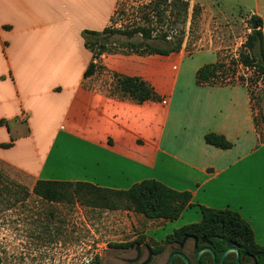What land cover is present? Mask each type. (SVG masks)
<instances>
[{"label": "crops", "instance_id": "0c3cea01", "mask_svg": "<svg viewBox=\"0 0 264 264\" xmlns=\"http://www.w3.org/2000/svg\"><path fill=\"white\" fill-rule=\"evenodd\" d=\"M118 2L0 0V163L30 190L37 181L126 190L154 179L190 193L194 207L176 220L189 215L184 226L200 221L197 206L228 209L264 247V142L247 88L194 82L219 47L208 39L190 55L182 44L168 56L102 57L113 73L148 83L160 102L119 99L84 78L91 54L82 33L107 27ZM240 2L262 21L264 51V0ZM208 133L232 147L206 144Z\"/></svg>", "mask_w": 264, "mask_h": 264}, {"label": "rangeland", "instance_id": "374dc122", "mask_svg": "<svg viewBox=\"0 0 264 264\" xmlns=\"http://www.w3.org/2000/svg\"><path fill=\"white\" fill-rule=\"evenodd\" d=\"M153 1L119 0L108 27L132 30L147 25L154 29V36L166 32L174 36L180 28L179 23L170 30L166 23L158 22L151 6ZM186 1L190 5L189 16L194 5L200 12L192 25L188 19L183 40L185 52L192 54L210 39L219 47L217 60L227 69L226 78L233 81L242 78L244 83L255 85L251 86L250 105L254 109L255 129L264 137V86L256 82L253 70L238 64V54L244 51L243 44L250 33L247 4L240 0ZM144 14L150 17L149 24L144 22ZM98 40L117 53L94 57L98 46L90 51L95 66L90 77L99 79L106 93L112 92L113 71L104 66L102 57L134 55L124 53L120 46L128 41L138 42L140 37L135 35L127 39L122 34H114L100 36ZM91 204L86 190L72 187L64 188L60 201H45L15 180L0 163L1 264H139L146 258L147 248L153 253L149 264H168L170 254L176 249L175 243L179 242H171L170 236L191 221L189 215L173 222L148 220L133 211L120 208L109 211ZM189 244L186 251L192 252ZM136 245H140V261L126 263V259L135 257ZM187 258L194 264L193 256ZM174 264L183 262L176 258Z\"/></svg>", "mask_w": 264, "mask_h": 264}, {"label": "trees", "instance_id": "16d2710c", "mask_svg": "<svg viewBox=\"0 0 264 264\" xmlns=\"http://www.w3.org/2000/svg\"><path fill=\"white\" fill-rule=\"evenodd\" d=\"M151 6L157 21L166 23L168 29L171 30L176 23H179L180 28L174 36L169 35V32L154 36L152 34L154 29L147 25L137 26L132 30H118L107 26L99 32L84 31L82 38L85 48L92 51L98 46L94 57H98L103 53H117L110 50L105 42H100L98 37L122 34L127 39H131L135 35L140 37L138 42L128 41L121 44L120 47L123 48V52L126 54L168 56L172 53H178L183 44L188 19L189 24L192 25L199 15V7L196 5L192 6L189 16L190 5L186 0H154ZM142 18L145 23H150V17L147 14H144ZM247 23L250 33L243 44L244 51L238 54V64L253 70L257 75L256 82L260 81L264 86L262 21L258 17L250 16L247 19ZM94 68V61H91L83 73L84 78L92 76ZM227 75V69L224 64L217 60L215 63L201 66L195 72L194 82L197 86L225 85L238 82L246 86L249 99L252 101L251 86L255 85L244 83L242 78L239 81H233L231 78L227 79ZM112 77L114 88L112 92H108L111 96L127 99L136 104H142L147 101H163L154 89L140 78L127 77L115 73L112 74ZM246 82L248 83V81ZM250 107L254 127L256 128L254 109L251 105ZM257 134L259 142H264V137H261L259 133ZM204 142L219 149H230L232 147V144L223 136L214 133L206 134ZM66 187H72L75 190L80 188L86 190L91 198V205L94 207L104 208L109 211L118 210L119 208L133 211L148 220L173 222L180 217L186 208L194 207L190 202L191 195L189 192L173 190L154 179L142 180L131 185L126 190L100 188L85 182L37 181L31 193L45 201L58 202L62 191ZM197 208L201 215L200 221L176 229L170 236L171 238H169L171 242L180 241L187 234L199 236V232L201 236H204L212 243L211 249L216 254L224 251L226 242L234 241L239 245V251L263 255L254 257H256L257 264H264V247L255 243L251 227L238 213L228 209L217 210L204 206H197ZM219 258L220 256H216V264H219ZM207 261L211 262V256L201 257V264H205ZM223 264H235L234 256H227Z\"/></svg>", "mask_w": 264, "mask_h": 264}, {"label": "flooded vegetation", "instance_id": "af4514ba", "mask_svg": "<svg viewBox=\"0 0 264 264\" xmlns=\"http://www.w3.org/2000/svg\"><path fill=\"white\" fill-rule=\"evenodd\" d=\"M198 234H199V236H197V235H195V234H187V235H184L182 238H181V240L179 241V242H177V243H175V245H176V249L172 252V253H174V252H180V254L182 255V256H185L186 258H187V256H193V262H194V264H196V261H195V256H200V259H199V262H200V260H201V257L202 256H213L211 253H208V252H203V253H200L199 255H197V250H199V249H202V248H204V247H210L211 248V246H212V243L208 240V239H206L204 236H201V234L198 232ZM187 236V239L185 240V242L183 243V245L182 246H180V244H181V242H182V239L184 238V237H186ZM193 238H196V240H197V243L195 244V242H194V240H193ZM202 239H205L206 241H208V242H210V244H207L206 242H203L202 241ZM229 242V241H228ZM230 242H232L233 244H232V248L234 247V246H237L238 248H239V245L236 243V242H234V241H230ZM189 243H191V249H192V252H188V251H186L187 249H189V246H190V244ZM226 245H227V242H226V244H225V248H226ZM225 250V249H224ZM171 253V254H172ZM171 254H170V256H171ZM221 254L222 253H220V254H216V253H214V256H221ZM152 255H153V253H152ZM226 257L227 256H234V260H235V256H240V258H242V261H241V263L242 264H248V262L250 263V264H257V261H256V257H254V256H263V255H260V254H256V253H250V252H245V251H239V253L237 254V253H235V252H230V253H228V254H226L225 255ZM147 257V256H146ZM225 257V258H226ZM152 258V257H151ZM176 258H178V257H175L174 258V260L176 259ZM133 259V258H132ZM140 259H141V256H140ZM140 259L137 261V262H139L140 261ZM146 259V258H145ZM144 259V260H145ZM178 259H180V258H178ZM188 259V258H187ZM126 260H129V259H126ZM181 260V259H180ZM189 260V259H188ZM225 260V259H224ZM150 261H151V259H150ZM150 261H149V263H150ZM182 261V260H181ZM136 262V263H137ZM142 262V261H141ZM140 262V263H141ZM190 262V261H189ZM224 262V261H223ZM139 263V264H140ZM148 263V264H149ZM207 263H209V264H212V258H211V262H209V261H207ZM0 264H1V258H0ZM184 264V263H183ZM191 264V263H190ZM200 264H201V262H200Z\"/></svg>", "mask_w": 264, "mask_h": 264}, {"label": "water", "instance_id": "95a60500", "mask_svg": "<svg viewBox=\"0 0 264 264\" xmlns=\"http://www.w3.org/2000/svg\"><path fill=\"white\" fill-rule=\"evenodd\" d=\"M186 239H187V236L182 239V242H181L180 246L183 245V243L185 242ZM193 240H194V242L196 244L197 243L196 238H193ZM202 241L206 242L207 244H210V242L206 241L205 239H202ZM232 244L233 243L230 242V241L227 242L226 248L222 252V254H221L220 258H219V264H223V261H224V259L226 257L225 256L226 254H228L230 252H235L237 254L239 253V248L237 246H234L232 248L231 247ZM146 250H147V257L140 264H148L150 259H151V257H152L151 249L147 248ZM134 251H135V257L133 259L125 260L126 263H136L140 259V256H141L140 245H136L135 248H134ZM203 252L211 253L213 255V256H211L212 264H216V256H214V252L212 251V249L209 246L197 250V255H199L200 253H203ZM175 257L180 258L184 264H190L189 260L185 256H182L180 254V252L172 253L171 256H169L168 264H174V258ZM199 259H200V256H195L196 264H200ZM241 261H242V258H240V256H235V264H241Z\"/></svg>", "mask_w": 264, "mask_h": 264}]
</instances>
